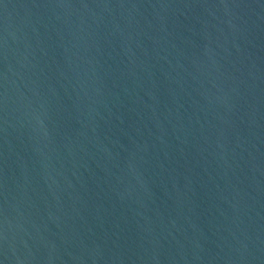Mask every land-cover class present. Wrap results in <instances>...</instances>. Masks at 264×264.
Wrapping results in <instances>:
<instances>
[{
  "label": "water",
  "instance_id": "95a60500",
  "mask_svg": "<svg viewBox=\"0 0 264 264\" xmlns=\"http://www.w3.org/2000/svg\"><path fill=\"white\" fill-rule=\"evenodd\" d=\"M0 264H264V0H0Z\"/></svg>",
  "mask_w": 264,
  "mask_h": 264
}]
</instances>
